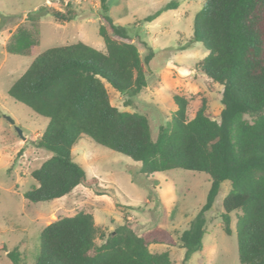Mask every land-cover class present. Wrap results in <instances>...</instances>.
Returning <instances> with one entry per match:
<instances>
[{
  "label": "trees",
  "instance_id": "trees-1",
  "mask_svg": "<svg viewBox=\"0 0 264 264\" xmlns=\"http://www.w3.org/2000/svg\"><path fill=\"white\" fill-rule=\"evenodd\" d=\"M61 1L65 11L47 5L39 9L57 21H70L76 15L74 3ZM102 7L108 25L101 24L99 34L105 49L84 41L48 48L8 90L15 100L49 119L36 145L52 155L32 171L37 185L24 193L25 198L48 201L71 193L79 184L98 185L99 178H89L73 157L74 145L87 135L140 162L145 175L173 168L210 175L206 202L179 236L185 260L203 250L206 212L222 182L229 180L222 227L232 234L231 213L238 211L239 260L264 264V0L203 1L194 17L193 40L202 42L208 54L196 68L223 86L219 119L212 116L206 97L190 115L193 97L175 94L176 110L156 131L148 114L113 105L106 86L108 82L120 92L139 93L147 86L146 64L154 52L143 58L127 28L109 14L107 0H102ZM177 7L172 1L165 9ZM27 19L31 25H19L7 41L9 53L35 54L39 16L30 14ZM245 114L254 120L248 121ZM172 242L169 233L158 228L137 234L127 219L107 233L91 212L78 211L41 230L35 264H170L169 251L154 252L150 245ZM7 256L13 264H23L19 246Z\"/></svg>",
  "mask_w": 264,
  "mask_h": 264
},
{
  "label": "rangeland",
  "instance_id": "rangeland-1",
  "mask_svg": "<svg viewBox=\"0 0 264 264\" xmlns=\"http://www.w3.org/2000/svg\"><path fill=\"white\" fill-rule=\"evenodd\" d=\"M107 1L114 22L127 28L143 58L151 50L154 52L146 64L147 86L139 93L120 92L106 82L112 104L122 110L148 114L154 131L171 119L177 108L175 94L193 97L190 115L206 97L212 116L219 119L223 86L196 68L208 54L202 42L193 40L194 17L204 0ZM172 1L178 7L165 9ZM73 3L75 17L60 22L39 8L47 5L65 11L67 7L61 0H52L51 4L48 0H0V264H13L7 251L15 246H19L23 264H35L41 230L57 218L78 211L91 212L96 224L107 233L126 219L139 235L149 234L155 228L169 233L171 244L152 243L150 248L154 252L169 251L170 264H242L236 232L238 211L231 213L232 234L222 227L223 199L231 189L229 180L222 182L213 207L206 212L208 232L203 237V250L185 260L179 236L206 202L210 175L183 168L145 175L140 162L87 135H82L74 145L73 157L89 178H99L98 185L79 184L71 193L48 201L31 202L25 198L24 193L37 185L32 171L52 155L36 145L49 119L15 100L8 90L48 48L84 41L105 49L99 34L100 25H108L103 18L102 0ZM158 11L157 16L147 19ZM30 14L39 16L35 54L9 53L7 41L19 25H31L27 19ZM244 117L250 122L254 120L251 114Z\"/></svg>",
  "mask_w": 264,
  "mask_h": 264
},
{
  "label": "water",
  "instance_id": "water-1",
  "mask_svg": "<svg viewBox=\"0 0 264 264\" xmlns=\"http://www.w3.org/2000/svg\"><path fill=\"white\" fill-rule=\"evenodd\" d=\"M10 120H11L12 123H14V120H13V119L10 118ZM17 130H18V133H19L23 138H25V136L23 135V131H22V129L19 128V127H17Z\"/></svg>",
  "mask_w": 264,
  "mask_h": 264
},
{
  "label": "built area",
  "instance_id": "built-area-1",
  "mask_svg": "<svg viewBox=\"0 0 264 264\" xmlns=\"http://www.w3.org/2000/svg\"><path fill=\"white\" fill-rule=\"evenodd\" d=\"M69 1H74V0H69ZM48 2L51 4L52 3V0H48Z\"/></svg>",
  "mask_w": 264,
  "mask_h": 264
}]
</instances>
